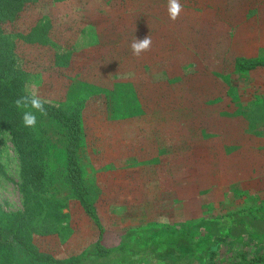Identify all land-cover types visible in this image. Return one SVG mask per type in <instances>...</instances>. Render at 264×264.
<instances>
[{
    "label": "rangeland",
    "instance_id": "374dc122",
    "mask_svg": "<svg viewBox=\"0 0 264 264\" xmlns=\"http://www.w3.org/2000/svg\"><path fill=\"white\" fill-rule=\"evenodd\" d=\"M181 3L184 8L180 17L171 22L166 12L167 0H39L13 27L24 35L42 28L52 39L61 34L71 36L74 47L80 51L97 45L104 47L108 40L138 30L151 36L152 81L163 82L162 90L168 96L156 110L158 117H135L122 133L128 146L104 144L105 154L96 156L88 148L83 157L87 180L97 197L106 230L107 248L131 244L133 227L150 213L154 223L169 220L172 213V218L180 223L191 213L192 206L172 207L166 188L159 192L157 205L131 204L143 196V187L147 196L157 192L155 186H145L157 176L167 182L173 176L183 175L192 184L199 177L210 184L209 189L214 188L213 192H243L251 194L245 197L247 203L260 201L261 196L264 201V68L241 71L236 66L239 59L264 60V0ZM174 96L179 98L172 102ZM86 126L91 142L96 126L91 120H87ZM111 129L105 130V137L115 136ZM194 140L195 144H191ZM189 147L193 148L196 167L201 170L178 171L180 154L186 155L182 151ZM120 157H127L130 162L122 166L111 162ZM54 162L58 193H43L31 204V221L24 214L28 202L22 190L18 155L9 131L0 133V230L16 231L39 255L69 263L95 251L97 232L82 207L69 199L70 190L62 175L63 156ZM156 162L161 165L160 171L153 173ZM187 192L181 190L179 196H187ZM221 206L205 211L210 213L209 219L199 223L203 216H197L198 220L190 221L196 222L191 223L195 231L209 233L214 239L212 255L204 264H240V254L247 248L251 251L247 250V259L264 257V221L258 219L261 214L252 210L257 205L246 206L243 215L226 221L227 226L218 221L222 217L217 215L223 211ZM59 211L64 218H60ZM156 211L161 215H156ZM241 236L261 243L242 246L240 239L234 240ZM138 256L135 248L130 249L122 264H136ZM0 264H16L12 249L0 247Z\"/></svg>",
    "mask_w": 264,
    "mask_h": 264
},
{
    "label": "trees",
    "instance_id": "16d2710c",
    "mask_svg": "<svg viewBox=\"0 0 264 264\" xmlns=\"http://www.w3.org/2000/svg\"><path fill=\"white\" fill-rule=\"evenodd\" d=\"M38 1L0 0V133L9 131L18 155L22 190L26 204L28 202L24 214L31 221V204L43 193H58L54 161L63 156L62 175L70 190L69 199L82 207L84 216L95 228V251L65 263L39 255L26 244L23 236L7 229L0 230V247L12 249L16 264H122L125 252L134 248L139 253L136 264L206 263L212 255L214 239L209 233L195 231L191 223L196 222L178 225L158 220L132 230L130 234L134 240L131 244L114 248L104 245L106 230L97 197L87 180L83 157L88 148L96 156L105 154L104 144L128 146L129 142L122 136L124 129L132 125L135 117L157 118L156 110L168 96L162 90L163 82L152 81L150 58L154 54L150 52L153 49L140 57L132 55L130 44L133 39L146 37L139 30L108 40L104 47L97 45V48L80 51L74 47L75 40L71 36L61 34L52 39L42 28L32 29L26 35L13 29L21 15ZM10 33L15 34L14 37ZM236 66L241 71H251L264 68V60L239 59ZM32 93L46 101V115L36 113V126L26 128L22 112L15 108L14 101ZM178 98L174 96L172 102ZM121 110L124 115L119 114ZM87 120L96 126L91 142L87 137ZM109 128L115 136L105 137V130ZM129 160L120 157L111 162L122 166ZM157 164L153 165V173ZM58 214L64 218L62 212ZM235 215H222L218 221L227 226L226 221ZM209 216L205 214L198 222ZM240 256V264L264 261L261 256L254 259H247L246 253Z\"/></svg>",
    "mask_w": 264,
    "mask_h": 264
},
{
    "label": "crops",
    "instance_id": "0c3cea01",
    "mask_svg": "<svg viewBox=\"0 0 264 264\" xmlns=\"http://www.w3.org/2000/svg\"><path fill=\"white\" fill-rule=\"evenodd\" d=\"M190 143L195 144V140L190 141ZM198 143H202V141H198ZM192 150H193V148L189 147V148H187V150L185 149L182 151V152H185L187 154L186 155L180 154L182 157H179V158H181L182 160L178 161V162H180V165H181V167H178V171H182V172L187 171L188 172L191 169H193V171H196V169L201 170L200 168L196 167L197 162H196L195 155H194ZM193 159H194V162H192ZM159 167H161V165L159 166V163H158L157 167H156L157 171H160ZM161 171H162V169H161ZM177 174H179V173H177ZM172 179L173 180L170 179V180H167V182H164V181L160 180V176H157V178L155 180L147 181L145 183V186H147V184L151 185V186H155L153 188L157 189V192L152 193V194L147 196V189L143 187L142 188L143 196L138 201L131 203V204H135L136 206L137 205H145L146 207L151 206V205L152 206L157 205L160 203V198H161V195L159 194V192H161L162 189L166 188V190L169 192L168 196L170 197L172 204H173L172 207L175 206L176 208H178L179 206L185 205V207H187V206L191 207L192 206L194 208L191 210V213L186 214V215L184 213L185 216L180 220V223H179V221H176L172 218L173 213L170 215L169 220H163L162 219L161 221H164L167 223H175L178 225H184L187 222L198 220L197 216H199V217L204 216L205 213H207L205 211H209L210 209L214 208L215 206H217V207L221 206L220 205L221 202H222V204H225V205L221 206L220 211L221 210H223V211H221L217 215H227L228 216V215H234L237 213V215L233 216L234 218H237L240 216V214H242V215L244 214L243 210L244 209L246 210L248 208L246 206L256 204L257 206L254 207L252 210H254L257 214H261L262 215L261 218H258V219L264 221V201H262V199H261L262 198L261 195H263L261 193L258 194L261 196L260 201H255V202L251 201L250 203H247L245 197L246 196L251 197V194L248 195V194H245L243 192L225 191V190L221 191L220 193H218V191L213 192L212 190L214 188L209 189L210 187L208 185H210V184H208V183L205 184L204 181L202 182V179L199 177H198L197 182L193 183V184L189 183L188 178L187 177L185 178L183 175H181V176L177 175L176 177L173 176ZM212 185H213V183H212ZM181 190L182 191L187 190L188 191L186 194L187 196H184V197L179 196ZM223 197H226L227 200ZM229 197L232 198L231 202H230L231 198H229ZM263 197H264V195H263ZM224 199L226 201H224ZM141 200H143V202ZM252 203H255V204H252ZM119 206L123 207L124 205L119 204ZM131 206H133V205H131ZM195 207H197V208L195 209ZM184 210H186V209L184 208ZM155 213H156V215H161V213L158 211H156ZM208 214H210V213L208 212ZM148 216H149L148 218L142 219L139 222V224H137V226H134L133 228L135 229V228L139 227L140 225H146V224L152 223L153 221H156V220H153V214L152 213H150ZM234 240H239L240 244H242V246H246V245L247 246H252V245L255 246V244L259 245L261 243V241H258V240L253 239V238L251 239L250 236H241V237L236 238ZM247 250H248V248L246 249V251H243V253L247 252ZM248 251H250V250H248ZM246 254L248 256L250 253L247 252Z\"/></svg>",
    "mask_w": 264,
    "mask_h": 264
},
{
    "label": "clouds",
    "instance_id": "9594fccd",
    "mask_svg": "<svg viewBox=\"0 0 264 264\" xmlns=\"http://www.w3.org/2000/svg\"><path fill=\"white\" fill-rule=\"evenodd\" d=\"M184 5L181 0H167L166 12L168 19L171 22H175L183 11ZM152 39L151 36H146L143 39H137L136 37L130 44V50L132 55L140 57L141 55L151 50ZM44 101L37 93L30 95H24L14 101V106L18 111L22 112V122L26 128H34L37 124L36 113L40 115H46L44 108Z\"/></svg>",
    "mask_w": 264,
    "mask_h": 264
}]
</instances>
